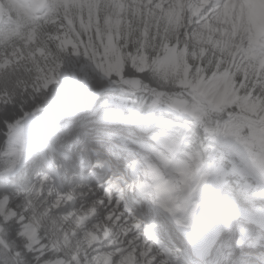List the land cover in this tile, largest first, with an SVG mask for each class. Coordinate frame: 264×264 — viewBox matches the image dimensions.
<instances>
[{
	"label": "clouds",
	"instance_id": "1",
	"mask_svg": "<svg viewBox=\"0 0 264 264\" xmlns=\"http://www.w3.org/2000/svg\"><path fill=\"white\" fill-rule=\"evenodd\" d=\"M24 6L26 14L18 15L10 0H0V69H3L0 92H8L23 105L47 106L48 88L43 85L47 79L59 78L64 61L80 58L93 66L94 71L87 76L78 74L65 82L64 91L70 98L59 107L60 119L56 126H61L63 118L68 116L65 134L77 133L82 142H108L113 138L126 141L123 150L118 152L126 164L118 176L119 191L112 196L118 202L123 201L121 215L127 214L129 230L132 225L141 224L143 227L136 230L139 234L153 231L172 248L173 264H236L230 259L229 247H222L216 255L209 256L185 247L182 242L187 239L186 232L197 237L209 235L199 227L197 210L199 198L215 174L212 163L221 143L233 145L243 157L245 167L264 182V137L246 132L243 126L239 131L234 130L235 92H227L225 75L231 64L228 57L220 63V50L210 39H204L209 22L213 28L223 27L218 23L222 7L217 9L215 0L211 3L190 0L184 7L180 24L162 25L165 34L161 41H151L141 50L140 37H134L131 48H125L123 69H120L114 66L118 63L115 58L97 59L87 50L75 54L78 49L61 48L59 36L54 38V34L60 32L62 25L74 40L79 41L80 37L65 24L63 15L55 11L57 6L52 0H24ZM212 35L217 41L224 39L222 32ZM165 44L171 48L165 49ZM40 48L46 51L43 58L35 55ZM184 49H187V62ZM173 52L178 64L169 61ZM244 55L241 49V56ZM143 56L147 58L146 65L138 58ZM49 70L54 77L49 76ZM102 77L109 81L115 78L129 98L144 100L145 114L150 109H159L166 113L165 118L159 122L149 119L139 127L128 123L123 109H117L112 101L109 87L97 85ZM240 86L246 96L247 87L242 83ZM260 93L264 95V86L260 87ZM148 99L152 100L151 105L146 103ZM26 123L22 119L15 128H9L5 141L0 144L3 157L18 166L14 171L6 167L0 182L19 174L26 163ZM218 166L223 167V162ZM9 209L15 213L11 220L17 222L22 218L24 221L19 225L17 238L10 241L9 264L17 256L22 257L23 264H48L51 256L41 249L50 252L49 245L53 244L65 256L70 251H88L86 238L78 240V249L69 250L62 245L59 231L51 221L55 219L61 226L65 221L59 214L53 217L41 211L34 193L28 189L16 190ZM177 221L187 226L178 229ZM28 225L36 228V243L20 236V231ZM71 227L69 224L68 229ZM173 234L175 238L170 239ZM253 242L264 251V231L254 236ZM29 253L34 259L28 258ZM84 264L91 261L85 259Z\"/></svg>",
	"mask_w": 264,
	"mask_h": 264
},
{
	"label": "rangeland",
	"instance_id": "2",
	"mask_svg": "<svg viewBox=\"0 0 264 264\" xmlns=\"http://www.w3.org/2000/svg\"><path fill=\"white\" fill-rule=\"evenodd\" d=\"M243 1L246 5L245 12L243 14L236 15L233 18H228V22L225 25L222 24L223 21L219 18L218 23L223 26L222 28H213L212 24L209 22L204 39H210V41L213 43V46L220 50V54L218 57L220 63H223L225 57H228L231 64L230 71H228L225 75L227 77V92H235L234 105L237 107V112L235 113L234 130L239 131L241 126H243L246 132H250L257 137H264V95L260 93V87L264 86V55L262 56L263 52H259L256 46L253 45L254 36L264 35V22H262V19L264 18V0ZM52 2L57 6L55 11L63 15L65 24L71 28L72 33L75 36L80 37L79 41L74 40L72 38V35L68 34L66 27L62 25L60 28V32L58 34H54V38H56L57 35L59 36V43L61 48L78 49V51L75 53L78 54L79 51L87 50L89 48V45H93L96 47L95 57L97 59L115 58L118 63L114 66L119 67L120 69H123V58L126 54V42H132L134 37L138 35L140 37V46H142L141 50H143L149 44V42L161 41L165 34V29L164 27H162V25L175 26L180 24L183 21L184 7L186 6V3L184 2L183 6L180 8V13H178L176 7H174L172 14L167 15L164 12V6L157 8L156 2H146L144 0H52ZM10 3L14 5V8L18 15L26 14L27 9L24 6V0H10ZM198 14L199 12H197V15ZM58 18L59 17L57 16V19ZM139 27H141V30L138 29ZM213 32H222L224 39L217 41L215 36L212 35ZM241 37H243V39H241ZM103 45L107 47L106 57H103L100 53V47ZM263 45L264 43L261 47H263ZM164 47L165 49H168L171 48V45L165 44ZM241 49L246 51L244 52V57L241 56ZM201 51L203 53L206 50ZM35 55L43 58L46 56V51L43 48L37 49ZM184 56L185 62H187V49H184ZM138 58L142 59V61L146 65V56ZM74 59L80 61V68L83 70L82 75L87 76L90 72L94 71L93 66L88 65L84 60L80 58ZM242 59L243 63L240 64V61ZM169 61L172 64H178V57L176 56L175 52H173L169 57ZM236 61L237 65L240 64L239 69L237 68V66L235 68L233 67L235 66ZM201 67H203V65H201ZM63 70H65L64 67ZM0 71H3V69H0ZM63 75L64 72L61 69L59 78L48 79L43 87L45 89L48 88L49 90L54 86H62L64 89L65 82H69L71 79L76 77L75 75H72L71 77L65 79ZM49 76L54 77V73H52L50 70ZM100 79L105 80L108 83H113L114 86L109 87V95L112 101L117 106V109H123L124 119H132V121L134 120V118L136 119L134 115H130V111L136 104V97L129 98V94L125 93L124 89L117 85L115 78H112L111 81H109L107 77H102ZM241 83L247 87L246 96L245 89L241 88L240 86ZM65 96H68V93L64 91L63 97ZM13 100L14 97L8 92H0V105H8L13 102ZM60 106L57 105L52 108L50 107L43 110L37 109L33 113L25 115L19 120L5 123L3 127L5 130V139L7 136V130L9 128H15L18 124L21 123L22 119L23 121L27 122L25 125V129L27 128L28 133V135L25 136L27 146L35 143V141L32 140L33 137L37 141H43L44 139L49 138V135H52V129L49 127V125L45 130H38L39 127L37 125L38 121H42L46 117H40V119H38L37 116L47 115V118L50 119L53 117V120L55 121L56 117L59 116ZM251 106L252 108H249ZM242 108H249V111L246 112ZM22 113H25V111H23ZM165 116L166 113L162 110L152 109L149 112V115L146 116V118L151 117L153 118L152 121L157 122L160 117V120H162L165 118ZM37 132L39 133V137ZM29 133L31 138H29ZM77 139L79 140L81 138ZM111 142L114 145L119 146L126 141L113 138ZM58 147L60 149L62 146L58 145ZM44 154L45 152H41V155ZM52 157L54 156H51L50 158L52 159ZM7 161L8 159L4 158L3 154L0 153V179L3 178V172L6 167L8 170L12 168L13 164H11V160L8 163ZM221 161L223 162V167L218 166L219 162ZM58 167L59 163L55 160H51V171L56 172L58 170ZM14 168L12 169V171L16 170ZM27 168V173H24V170L22 168V171L20 170L21 172L19 173V175L28 177L29 166ZM212 168L214 169L215 174L210 180V184L207 186L206 190L199 198L200 201H206L208 198H210V196L211 198H213V195H215L216 192H222V190L220 189L223 188V186L220 187V185H222V182H228L225 183L228 189H225L223 191L226 197H229L228 194H230V188H236L237 192L243 188L244 192L236 195L242 196V199H244L246 204L250 205L253 209L259 210L255 212L260 214L261 217L264 216V182H262L254 172L245 167L243 163V157L240 156L233 145L225 142L221 143L218 146L216 156L213 159ZM62 175L64 176V173ZM65 175H67V177L65 176L66 178L71 176V174L68 172H66ZM61 179L64 180V177H61ZM28 180L29 179H27L25 184L21 185L18 189L24 190L29 188ZM69 181L72 182L73 179L70 178ZM246 192L251 193L246 194ZM66 193H68V191L64 194ZM37 195L39 196V193ZM76 198L77 197L69 198L68 201L66 200L67 204L71 205L73 201H76L78 199ZM32 199L33 198L29 197V201H31ZM36 199L40 200V198H37V196ZM95 199H98V196ZM92 200L94 199H91L90 201ZM205 201L203 203H205ZM36 203L38 204L39 208L42 207L41 203L37 200ZM65 204L60 210H58V212H56L55 210L53 213L59 214L60 211H64V213H67L69 211L77 209L73 207L72 209L67 210L65 208ZM9 205L10 201H5L3 197H0V236H2L3 234L4 223L8 222V220L11 219V216L15 214L14 212H10ZM244 206L246 207L247 205ZM245 207H243V209L233 210L232 212H237V217L239 218H246L247 215L248 217L255 215L252 214L251 210H248V208ZM212 212L219 216H222L221 212L217 213L214 210ZM227 217L228 216H226L225 218ZM221 218L223 219V216ZM17 223L20 225L23 224L24 221L21 218L17 221ZM53 225L55 228L54 223ZM251 226L252 225L243 224L242 230L245 231L246 234H248L246 229ZM113 229L114 227H112L111 225L106 226L105 234L107 235V233L111 232ZM75 233L76 229H74L73 232L69 235H60V241L62 245L66 246L69 250L78 249L76 243L71 240L72 234ZM134 235L136 236V234H133V236L129 238V242L127 243L126 247L129 250L124 251V248L120 247L121 251L124 254L121 253L122 257L120 256L117 263L161 264L159 261L149 262L146 257H143L141 254H139V249H136V251H134ZM20 236L31 242L33 239L36 240L35 226H26L20 231ZM119 239L120 238L118 237L116 238L117 241H119ZM46 242L47 241L45 240L44 243ZM139 244L146 245L142 241L140 242V240ZM129 246L131 248H129ZM117 247L118 246L106 249V251L111 254L110 258L111 256L112 258L116 257L115 255H112L114 253L111 251L118 249ZM49 248L51 249L50 252L55 253V255L51 256L48 264H84L83 261L87 257L79 251H70L69 255L65 256L64 252L59 251L54 244L49 245ZM41 251L46 252L47 254L50 253L48 249L42 248ZM29 255H31L32 259H34L31 253H29ZM123 255H126L127 258L123 257ZM93 263H95V259H93L91 264ZM162 263L165 264L163 261Z\"/></svg>",
	"mask_w": 264,
	"mask_h": 264
},
{
	"label": "bare ground",
	"instance_id": "3",
	"mask_svg": "<svg viewBox=\"0 0 264 264\" xmlns=\"http://www.w3.org/2000/svg\"><path fill=\"white\" fill-rule=\"evenodd\" d=\"M115 1H120V0H115ZM144 1L156 2L157 8L164 6V12L167 15L172 14L174 7H176L177 12L180 13L181 11L180 8L183 6L184 2L186 3V5L190 2V0H144ZM202 2L210 3L213 2V0H202ZM215 2L217 4V9H221L222 7V15L220 19L223 21L222 22L223 25H225L228 22V18H233L236 15H240L245 12L246 5L243 0H215ZM262 22H264V18L262 19ZM263 43H264V35L254 36L253 45L256 46L259 52H263L262 56L264 55V45L263 47H261ZM236 66H237V61L235 63V66L233 67L235 68ZM63 67L65 68V70H63L62 68V71L64 72L63 76L65 79L71 77L72 75L77 76L78 74L80 75L83 74V70L80 68V61H77L74 58L64 61ZM252 106L249 108H252ZM249 108H242V109L248 112ZM40 117H46V118H44V120L42 121L37 122L39 130H45L46 127L49 125V127L52 129V135L50 134L49 138L43 141H37L33 137L32 140H34L35 143H32L31 145L27 146V157H26V163L23 166V170L24 173H27L26 172L28 170L27 167L29 166V172H28L29 176L28 177L26 176L27 179H29L28 180L29 188L27 189L32 193H34L35 198L36 196L37 198L38 197L40 198V200L38 199L36 200L41 203L42 207L39 205L41 207L39 208L41 211L54 217L56 214H54L53 212L55 210L56 212H58V210H60L63 207L65 202H66L65 208L67 210H70L73 207L77 208L76 210H72L67 213H64V211L59 212L60 217L62 218L63 221H65L62 226L60 224H57L55 219L51 221L55 224V229H58L60 235L61 234L69 235L70 233L73 232L74 229H76V233L72 234L71 240H73L76 243L77 247H78V240L80 238H86L89 241L88 251L81 252L87 256L85 259L90 260L91 263L93 259H95V263L93 264H118L117 261L119 260L120 256L122 257L121 253H123L120 247H123L124 251L129 250L126 247L127 243L129 242V238H131L133 234H136V236L134 235L135 237L133 238L135 240V244L133 243L134 251H136V249H139V254H141L143 257H146L149 260V262L159 261L161 264H163L161 259L163 256L162 254H159L160 253V251H158L159 249L155 246H151L153 240L152 238L150 239L148 236L149 231L145 232L142 235L139 234L136 230L141 228V226L138 225H132V230L130 231L129 230L130 221L128 220L126 213L124 215H121L124 209L119 208V203H116L115 205L100 204V198L98 199L95 198H97V196L101 193V191L93 193L92 186H90L88 183L85 182V180H83V175H84L82 171L83 166H80L81 170L76 168V164L80 163V160L75 157H71L70 154L68 153L70 146L74 148L78 146L81 147L85 146L91 148L93 147L98 150V153L100 154L101 157H105L104 159L106 160L111 159L115 162H118L123 158L118 154V152H121L122 147L120 145L119 146L114 145L111 142L112 140L108 142L89 144L86 142H82V139L78 140L77 138L79 137L78 134L76 133L65 134L64 129L67 126L68 120L70 119V117L68 116H65L63 118V123L59 127H57L56 124L57 121L60 119V116H57L55 121H53V117L50 119L47 118L48 117L47 115L37 116L38 119H40ZM24 132H25V136H27L28 135L27 128L24 130ZM29 138H31L30 133H29ZM49 144L53 145L52 151L54 152H60L63 149V152L58 155V158H55V161L59 159L58 169L59 171H61L60 178L59 177L56 178L54 176L55 172L51 171V159H49V157L47 156L51 152L49 150L35 151L36 148H43ZM58 145L62 147L59 149ZM81 150L84 149L81 148ZM41 152H45V154L41 155ZM45 156L46 159L45 160L42 159ZM9 161L10 159H8L7 163ZM11 164H13L12 168L8 171H12L14 167H15L14 169H17L18 166L15 165L12 161ZM92 167H95L94 168L95 170L96 169L98 170L100 168L99 166H96V164L94 166H90V169H92ZM21 171H19V173ZM68 171H70L72 174L71 176L66 178L67 175H65V173ZM63 173L64 176L62 175ZM61 177H64V180H62ZM70 178L73 179L72 182L69 181ZM223 188L226 190L228 189V187L226 186H224ZM66 190L68 191V193L64 194L65 192H67ZM38 193L39 196L37 195ZM223 194H224L223 192L222 193L216 192L215 198H217V200L220 199L224 201ZM72 197H77L78 199L76 198L77 199L76 201H73L71 205H68L67 201L69 198ZM30 198L33 197L30 196ZM91 199L94 200L90 201ZM235 204H238V201H236ZM215 208L214 211H216L217 213L220 212L218 206H215ZM253 210L255 211V209ZM212 215L214 217H212ZM208 217H209V223L210 224L212 223L211 224L212 226H218V225L219 227L223 225L231 226L230 230L228 229L227 231H225L220 237H218L217 234L214 235V233L211 234L208 232L209 234L208 237L217 241V244L213 249L212 256L217 254L218 249L222 247H229L232 250V255L230 257L231 260L237 259L239 257L241 261H245L247 263L255 261V259L253 258L256 257L258 259L264 260V251H261L260 245L253 242L254 236L259 235L261 231L259 232V230L255 228V226L249 221V219L237 218L235 216L231 218H228L229 217L228 216L227 218L224 217L223 219H217V217L221 218L222 216H219L213 212H210ZM69 224L72 225L70 230L68 229ZM243 224L252 225L251 227H248L246 229L248 234H246V232L242 230ZM110 225L114 227V229L111 232L107 233L106 235L105 228L106 226H110ZM117 237L120 238L119 241L116 240ZM174 238L175 235L170 239H174ZM139 240L140 242L142 241L146 245L139 244ZM36 242L37 241L35 239L32 240V243H36ZM182 242L184 243L185 246H187L184 241ZM116 246H118L117 247L118 249L111 251L114 253L112 255H115L116 257L112 258L111 256L110 258L111 254H109V252H107L106 249L111 247L114 248ZM129 248L131 247L129 246ZM126 255H123V257H126Z\"/></svg>",
	"mask_w": 264,
	"mask_h": 264
},
{
	"label": "trees",
	"instance_id": "4",
	"mask_svg": "<svg viewBox=\"0 0 264 264\" xmlns=\"http://www.w3.org/2000/svg\"><path fill=\"white\" fill-rule=\"evenodd\" d=\"M139 30H141V27L138 28ZM126 48L130 49L131 48V42L128 41L126 44ZM87 53L90 54H94L96 56V47L93 45H89V48L87 49ZM100 53L102 54L103 57L107 56V47L106 46H101L100 47ZM127 75H131V73H128ZM105 82L101 81L100 79L97 80V85L98 84H104ZM64 89L62 86H54L53 88H50L48 90V98L50 100V103L47 106H39V108L45 109L48 108V106H50L52 104V102H55L57 100H59L62 95H63ZM137 100V107L134 110V113H138L140 116L144 115L145 112L142 110L145 107V101L139 99L138 97L136 98ZM146 103L148 105L152 104V100L148 99L146 101ZM38 109L36 106L34 105H23L22 103H17L15 101V99L13 100V102H11L8 105H0V144L3 143L4 140V125L7 122H11V121H15L18 120L20 118H22L24 116V114H28V113H32L34 110ZM23 111H25V113H22ZM1 239L4 241L6 240V233L4 231L3 236L1 237ZM19 242V241H17ZM11 244V242H9ZM12 246V244H11ZM3 245L0 243V250H3ZM53 252H50L48 255L53 256L52 255ZM29 259H32L31 255H28ZM16 260L18 261V264H23V259L21 257V259L16 258Z\"/></svg>",
	"mask_w": 264,
	"mask_h": 264
},
{
	"label": "snow or ice",
	"instance_id": "5",
	"mask_svg": "<svg viewBox=\"0 0 264 264\" xmlns=\"http://www.w3.org/2000/svg\"><path fill=\"white\" fill-rule=\"evenodd\" d=\"M26 181V176L15 174L10 180L0 182V197H3L5 201H10L16 190L21 185L25 184ZM19 227V224L11 219L4 223L6 240L3 250H0V264H9L10 258L7 255V253H9L11 250V244L9 242L17 238ZM11 264H18V261L16 259L12 260Z\"/></svg>",
	"mask_w": 264,
	"mask_h": 264
},
{
	"label": "water",
	"instance_id": "6",
	"mask_svg": "<svg viewBox=\"0 0 264 264\" xmlns=\"http://www.w3.org/2000/svg\"><path fill=\"white\" fill-rule=\"evenodd\" d=\"M105 85H107L108 87H110V86H112V84L111 83H108V82H105L104 84H98V86H100V87H103V86H105ZM68 98H70L69 97V95L68 96H65V97H63V95H62V97L59 99V100H57V101H55V102H52V104L50 105V106H48V108L49 107H54V106H60V105H62L64 102H65V100L66 99H68Z\"/></svg>",
	"mask_w": 264,
	"mask_h": 264
}]
</instances>
